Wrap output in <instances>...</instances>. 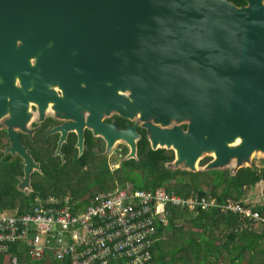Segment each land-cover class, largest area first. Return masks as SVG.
<instances>
[{"label": "water", "instance_id": "water-1", "mask_svg": "<svg viewBox=\"0 0 264 264\" xmlns=\"http://www.w3.org/2000/svg\"><path fill=\"white\" fill-rule=\"evenodd\" d=\"M50 101L71 120L54 128L60 144L76 131L80 152L88 126L136 157L138 124L104 123L114 110L139 117L153 149L172 148L174 168L198 171L214 152L204 169L236 172L264 153V0H0V119L24 159L21 189L39 166L14 126Z\"/></svg>", "mask_w": 264, "mask_h": 264}, {"label": "trees", "instance_id": "trees-1", "mask_svg": "<svg viewBox=\"0 0 264 264\" xmlns=\"http://www.w3.org/2000/svg\"><path fill=\"white\" fill-rule=\"evenodd\" d=\"M240 6L246 0H230ZM186 124L183 127L186 128ZM92 132L86 135V147L82 154L76 147L77 136L71 132L68 142L62 151L65 161L60 156H53L54 147H42L33 156L41 163L42 173L35 172L31 176L32 190L24 193L18 188L19 176L24 174V164L20 156L9 162L2 158L0 151V208L27 210L37 196L48 194H70L74 198H89L94 194L111 189L117 182H131L136 188L154 190L166 185L178 193L186 188L198 190L200 194L216 195L220 200L226 198L241 199L247 190L264 181V163L240 167L236 172L228 169H199L191 171L173 168L170 164L175 160L172 148L159 147L153 149L145 130L137 141V155L124 159L115 170L108 164L99 162L97 155L101 146L93 148ZM26 142L32 140L26 135ZM93 143V142H92ZM2 145L0 143V149ZM129 151L124 145L121 152ZM8 157V156H7ZM212 160L206 156L200 161L205 166ZM88 168V169H87ZM142 173L138 176L136 172ZM207 187V189L204 188ZM263 203L255 206L264 215ZM165 236H164V235ZM153 246L155 261L158 264H264V229L256 231L242 227L240 218L234 213H223L217 209L188 211L173 208L167 227H161ZM12 250H15L13 246ZM0 256V264L3 263ZM17 264H63L51 261H26L24 254H19ZM110 264H120L112 261Z\"/></svg>", "mask_w": 264, "mask_h": 264}, {"label": "built area", "instance_id": "built-area-1", "mask_svg": "<svg viewBox=\"0 0 264 264\" xmlns=\"http://www.w3.org/2000/svg\"><path fill=\"white\" fill-rule=\"evenodd\" d=\"M263 195L253 206L191 188L181 194L166 185L145 190L127 181L89 198L37 196L24 212L0 208V256L3 263L12 264L18 263L20 253L32 262L158 264L153 246L173 208L234 213L242 227L255 230L259 225L264 228V215L254 209L263 203Z\"/></svg>", "mask_w": 264, "mask_h": 264}, {"label": "flooded vegetation", "instance_id": "flooded-vegetation-1", "mask_svg": "<svg viewBox=\"0 0 264 264\" xmlns=\"http://www.w3.org/2000/svg\"><path fill=\"white\" fill-rule=\"evenodd\" d=\"M56 90H57V93L59 95H61V90L57 87H56ZM29 104H30L29 111L31 113V118L29 119V121L26 124L27 129H23L18 125L14 126V128L19 133L22 144L26 147L27 151L31 154L34 161L39 166V167H34L33 171L31 172V176L35 172L42 173L41 163L35 159V157L33 156L32 153L33 152L38 153L43 146L44 147H54L56 145L54 152H53V156H60L62 159V163L65 161V153L62 151V148H63L64 144L68 142V139H69L71 132H74L77 136V142L75 145L79 150V154L83 153V151L86 147V143H85L86 135L89 131H91L92 135H93V137H92L93 143L91 142V146L93 148H98V149H100L99 146H101L103 149V150H99V154L97 155V160L99 162H104V163L108 164V167L112 171L117 169L120 166V165H118V163L114 159H112L113 153L117 151V148H115L116 144L113 145L111 147V150L109 151V152L112 151V153L108 154V143H107L106 139L104 138V136H102L100 134H98V135L95 134L93 132V130L90 129L88 126H85V128H84V141H83L82 152H80V148L78 146V134L76 131H69L66 139L60 144L62 132L59 130L54 131V128H56L57 126H60L64 123L71 122V120L70 119L69 120L64 119L61 116L57 115L55 110L52 108L53 102H51V101L48 102V105L45 109V116L43 119L40 118L39 105L36 102H31ZM85 115L87 116L88 113L86 112ZM34 117H35V120L32 121ZM138 118L130 119V118L124 117V116L120 115L118 112L112 110L110 112V114L104 113L102 120L106 124L115 123L117 129H125L129 124L134 125L137 123L138 124L137 131L140 134V137H141L142 131L145 130L147 135H148V138H149L150 136H149L148 130L143 126V122L139 121L140 118L139 119ZM8 119H10L9 113L0 119V124H1L0 125V143L2 145V148L0 149V151L3 153L2 158H4V159L7 158V161L11 162L16 158V156L21 157V155H19L18 153H13V152L7 150V148L11 145V139L9 138V132H8V123H7ZM28 124L30 125V127L28 126ZM26 135L32 140V142L30 144L26 142V138H25ZM125 145H127V144H125ZM121 149H120V152H121ZM128 153H129V151H128ZM127 154L124 155V156H126V159H128ZM22 160H23V164L25 167L24 159L22 158ZM22 176H19V180L21 179ZM20 182H21V180L18 183V188L22 192L29 193L32 190L31 177H30V187H25V189H21L20 188ZM53 195H56V194H53Z\"/></svg>", "mask_w": 264, "mask_h": 264}, {"label": "rangeland", "instance_id": "rangeland-1", "mask_svg": "<svg viewBox=\"0 0 264 264\" xmlns=\"http://www.w3.org/2000/svg\"><path fill=\"white\" fill-rule=\"evenodd\" d=\"M135 118H138V117H135ZM138 119H139V118H138ZM34 120H35V117L33 118L32 121H34ZM32 121H31V122H32ZM139 121L141 122L140 119H139ZM30 124H31V123H30ZM175 124H181V123H178L177 121L173 120L172 125H175ZM183 124H185V123H182V125H183ZM28 126L30 127L29 124H28ZM115 144H116V145H115ZM115 144H114V145H115V148H117V151L113 153V155H112V159H114V160L118 163V165H120V163L126 158V156H124V152H120V149H121L126 143H125L123 140H117V141L115 142ZM110 150H111V148H110V149L108 148V154L112 153V151L109 152ZM129 153H130V150H129ZM129 153H128V154H129ZM128 154H127V155H128ZM206 156H211L212 159L214 158V155H213V154H211V153H204V154L199 158V160H198V169H204L205 166H201V165H200V161H201V159H203V158L206 157ZM252 162H254V163H256V164H263V163H264V153H263V152H256V153H254V154L252 155V157H251L250 162L244 164L243 166L251 165ZM170 166L173 167V168L176 167V165L174 164V161L171 163ZM179 167L184 169V165H183V164H181ZM220 169H228V170H231V171L233 172V170L235 169V162L232 161V162H230L229 164L223 166V167L220 168ZM136 174H137L138 176H141V175H142V173L139 172V171H137ZM113 183H115V184H116V183H117V184L120 183V182H117V177H115V181H114ZM259 183H260V182H259ZM204 188L208 190L207 187L204 186ZM262 192H264V181H263V183L260 184V185L258 184V185H256L255 187H251V188H249V189L247 190L246 196H245V198H244L243 200H244L245 202H249L251 205L254 206V205L258 202V200L261 199V198H260V194H261ZM263 229H264V228H263L262 226H260V225L257 226V227L255 228L256 231H262Z\"/></svg>", "mask_w": 264, "mask_h": 264}, {"label": "bare ground", "instance_id": "bare-ground-1", "mask_svg": "<svg viewBox=\"0 0 264 264\" xmlns=\"http://www.w3.org/2000/svg\"><path fill=\"white\" fill-rule=\"evenodd\" d=\"M29 103H31V102H29ZM138 113H140V111H138ZM239 143H241V137L240 136H238L233 142H228V145L229 146H232V145H238ZM256 152H262V150H254L253 152H252V154H254V153H256ZM213 153V155L215 156V153L214 152H212ZM195 165H196V163H195Z\"/></svg>", "mask_w": 264, "mask_h": 264}]
</instances>
